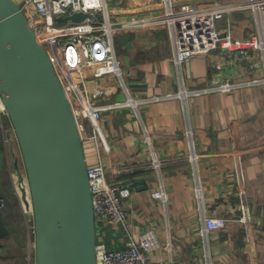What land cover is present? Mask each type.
I'll use <instances>...</instances> for the list:
<instances>
[{
  "label": "crops",
  "instance_id": "1",
  "mask_svg": "<svg viewBox=\"0 0 264 264\" xmlns=\"http://www.w3.org/2000/svg\"><path fill=\"white\" fill-rule=\"evenodd\" d=\"M177 1L205 6L212 0ZM108 3L112 20L119 23L116 47L135 103L105 110L97 138L84 139L88 163L102 161L109 180L132 189L125 203L126 225L109 226L104 240L110 247L125 246L130 236L138 240L153 228L161 241L151 254L155 260L264 264V82L231 91L179 94L183 80L191 91L216 80L263 77L262 52L251 49L250 56L242 59L216 49L192 56L180 71L166 25L120 26L161 13L164 0ZM220 26L224 31L229 28L237 39L264 33V4L260 20L251 9H241ZM98 82L107 90L101 102L127 98L114 74ZM155 95L161 97L142 100ZM155 157L161 162L159 168L151 166ZM161 185L169 195L167 205L152 195ZM242 189L251 207L249 225L240 219ZM205 213L228 216L229 224L207 238L202 233ZM18 236L0 234V258L9 256L11 264H27L25 254L32 240L30 235Z\"/></svg>",
  "mask_w": 264,
  "mask_h": 264
},
{
  "label": "built area",
  "instance_id": "2",
  "mask_svg": "<svg viewBox=\"0 0 264 264\" xmlns=\"http://www.w3.org/2000/svg\"><path fill=\"white\" fill-rule=\"evenodd\" d=\"M33 25L37 38L47 48L55 71L59 76L72 106L83 140L96 139L103 112L115 107L135 103L125 82L123 66L117 54L115 34L119 23L112 20L108 0H17ZM264 0H243L240 2L212 0L205 6L191 2L164 0L163 11L157 15H143L120 23V26L166 25L174 47V61L181 71L183 64L192 56L221 49L227 54L248 58L251 49L264 56V33L259 32L243 39H237L228 28L220 23L235 10L251 9L258 20ZM103 13L101 17H88L83 21L58 22L56 17L74 11ZM227 25H230L228 22ZM257 63V62H256ZM258 64V63H257ZM256 64V66H257ZM114 74L126 92L127 98L101 102L107 96L104 85L98 82L103 76ZM219 81V82H218ZM207 87L189 91L181 82L185 94L206 91H231L243 84H259L264 76H253L249 80H216ZM184 95V94H183ZM155 95L142 100H153ZM9 120L4 100L0 94V121L6 131ZM9 139L5 138L6 149ZM160 160L154 158L151 166L160 167ZM90 188L93 197L97 228V264H168L164 260L153 259L152 252L161 247V241L153 228L148 229L136 240L130 236L125 246L110 247L103 236L109 226H125L129 219L126 199L132 194L130 186L109 180L105 164L88 163ZM199 198L202 193L197 188ZM154 197L168 204L169 195L163 185L152 191ZM240 219L249 225L252 221L251 207L245 189L240 190ZM1 204V201H0ZM230 218L225 215L204 214L202 233L208 238L214 230L225 228ZM34 245L31 253L35 262V223L32 218Z\"/></svg>",
  "mask_w": 264,
  "mask_h": 264
},
{
  "label": "water",
  "instance_id": "3",
  "mask_svg": "<svg viewBox=\"0 0 264 264\" xmlns=\"http://www.w3.org/2000/svg\"><path fill=\"white\" fill-rule=\"evenodd\" d=\"M103 13L74 11L58 22ZM0 94L19 142L35 223L34 264H97V228L88 161L51 56L17 0H0ZM11 131L0 121V201ZM15 168L21 174L18 158Z\"/></svg>",
  "mask_w": 264,
  "mask_h": 264
},
{
  "label": "rangeland",
  "instance_id": "4",
  "mask_svg": "<svg viewBox=\"0 0 264 264\" xmlns=\"http://www.w3.org/2000/svg\"><path fill=\"white\" fill-rule=\"evenodd\" d=\"M116 50L119 56L117 47ZM5 128L6 131H11L14 140L12 145L15 153L14 155L11 154L10 143L8 142L7 157L3 173V190L1 191L0 234L3 238L11 236L12 234L15 237L19 235L18 239H27L30 235L32 245H34V233L31 226L33 218L32 199L25 165L19 142L10 119H6ZM16 158H18L21 174H19L18 169L15 168L14 159ZM31 250L28 252L26 251L25 254L27 264H34V254L31 253ZM11 263L12 259L9 256L0 258V264Z\"/></svg>",
  "mask_w": 264,
  "mask_h": 264
},
{
  "label": "trees",
  "instance_id": "5",
  "mask_svg": "<svg viewBox=\"0 0 264 264\" xmlns=\"http://www.w3.org/2000/svg\"><path fill=\"white\" fill-rule=\"evenodd\" d=\"M2 197V196H1Z\"/></svg>",
  "mask_w": 264,
  "mask_h": 264
}]
</instances>
